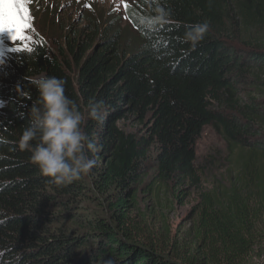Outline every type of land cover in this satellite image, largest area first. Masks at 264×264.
Listing matches in <instances>:
<instances>
[{
	"label": "trees",
	"instance_id": "trees-1",
	"mask_svg": "<svg viewBox=\"0 0 264 264\" xmlns=\"http://www.w3.org/2000/svg\"><path fill=\"white\" fill-rule=\"evenodd\" d=\"M124 1L122 18L57 20L56 53L43 34L31 52L10 51L0 63V264H205L140 237L133 217L145 181L148 192L196 181L205 127L225 142L228 164L239 154L225 185L201 195L197 236L234 260L253 248L264 206V167L254 164L264 158V0ZM158 8L168 20L149 26ZM205 22L203 39L186 42ZM46 76L64 79L85 113L105 105L101 121L83 125L99 149L89 153L96 166L62 186L19 148L39 100L35 81Z\"/></svg>",
	"mask_w": 264,
	"mask_h": 264
},
{
	"label": "rangeland",
	"instance_id": "rangeland-1",
	"mask_svg": "<svg viewBox=\"0 0 264 264\" xmlns=\"http://www.w3.org/2000/svg\"><path fill=\"white\" fill-rule=\"evenodd\" d=\"M42 4L36 8L39 4ZM124 0H29L31 16V30L27 35L32 41L39 40L42 35L50 36L49 47L56 53L60 40L56 28L57 20L75 21L79 24L88 15L123 17ZM36 8V9H35ZM41 24L51 31L42 32ZM50 33V35H48ZM7 32L0 34V61L13 47ZM73 73V71H71ZM3 103L0 101V108ZM126 131H134V126L125 123ZM211 127H205L195 144L196 151V181L185 184H170L168 186H152L145 181L140 187L138 211L133 217L136 223V233L146 239H152L159 245H172L173 253L184 262L203 260L205 264H264V206L256 222L252 225L251 235L253 248L244 258L234 260L224 249L220 248L216 240L205 243L207 236L201 239L197 236L196 223L202 207V196L214 188L225 185L231 173L236 172L235 161L238 152L232 155V164L225 142ZM255 158V165L264 167V158ZM180 190V193H178ZM178 194V195H177ZM176 195L178 196L177 198ZM233 259V260H232Z\"/></svg>",
	"mask_w": 264,
	"mask_h": 264
},
{
	"label": "clouds",
	"instance_id": "clouds-1",
	"mask_svg": "<svg viewBox=\"0 0 264 264\" xmlns=\"http://www.w3.org/2000/svg\"><path fill=\"white\" fill-rule=\"evenodd\" d=\"M156 12L147 21L149 26L167 22L169 12L164 8ZM208 29L206 22L198 23L185 32L184 39L195 46ZM65 83L56 76L35 81L39 100L31 108L30 125L19 141L21 150L30 151V162L57 186L81 180L96 166V159L89 153L99 149L89 140L83 125L86 119L101 121L105 110L104 102L98 101L91 104L87 113L82 111L77 102L65 94Z\"/></svg>",
	"mask_w": 264,
	"mask_h": 264
},
{
	"label": "snow or ice",
	"instance_id": "snow-or-ice-1",
	"mask_svg": "<svg viewBox=\"0 0 264 264\" xmlns=\"http://www.w3.org/2000/svg\"><path fill=\"white\" fill-rule=\"evenodd\" d=\"M31 30V16L29 13V0H0V34L7 32L16 53L31 52L29 41L31 37L27 32ZM2 63V61H0Z\"/></svg>",
	"mask_w": 264,
	"mask_h": 264
}]
</instances>
